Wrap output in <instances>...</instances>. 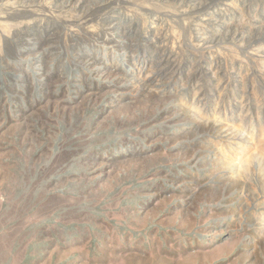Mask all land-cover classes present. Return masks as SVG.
Wrapping results in <instances>:
<instances>
[{
	"label": "rangeland",
	"instance_id": "1",
	"mask_svg": "<svg viewBox=\"0 0 264 264\" xmlns=\"http://www.w3.org/2000/svg\"><path fill=\"white\" fill-rule=\"evenodd\" d=\"M0 264H264V0H0Z\"/></svg>",
	"mask_w": 264,
	"mask_h": 264
}]
</instances>
